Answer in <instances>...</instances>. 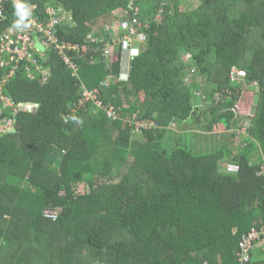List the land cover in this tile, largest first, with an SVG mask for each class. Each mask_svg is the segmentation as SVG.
Masks as SVG:
<instances>
[{
	"label": "trees",
	"instance_id": "trees-1",
	"mask_svg": "<svg viewBox=\"0 0 264 264\" xmlns=\"http://www.w3.org/2000/svg\"><path fill=\"white\" fill-rule=\"evenodd\" d=\"M24 1L44 19L49 6L72 16L76 26L57 28L63 42L84 44L128 12L147 40L129 80L101 90L116 119L81 104L110 73L100 53H72L73 75L48 50L47 80L25 62L6 83L16 105L37 107L0 135V264H242L241 238L264 227V175L248 157L264 154V0H197L186 11L183 0ZM10 12L0 35L15 26ZM123 35L96 45L113 46L115 74ZM232 68L247 76L232 82ZM248 87L258 94L236 112ZM240 126L252 140L232 148ZM261 243L248 264H264Z\"/></svg>",
	"mask_w": 264,
	"mask_h": 264
},
{
	"label": "built area",
	"instance_id": "built-area-1",
	"mask_svg": "<svg viewBox=\"0 0 264 264\" xmlns=\"http://www.w3.org/2000/svg\"><path fill=\"white\" fill-rule=\"evenodd\" d=\"M23 3L31 11L29 20L31 24L28 28H17L11 26L0 36V56L2 59L8 57L10 61L20 64L26 62L29 67L27 73L30 78H34L32 70L38 72L43 80H47L49 69L45 68L37 56H44L45 53L37 50L35 45L40 42L45 49L54 50L63 60L64 64L72 71L73 75H78L79 68L75 64L72 53L87 55L91 52L100 53V56L104 59H108L109 63V75L106 80L103 81L99 87L93 90H85L82 94L81 104L87 108V104L93 103L95 107L103 110H107L109 118L116 119L117 113L114 106L106 107L101 100L102 89L109 88L111 84L117 79L119 82H127L130 78V65L131 62L139 56L142 52V45L146 43L147 36L144 32L145 28H148L147 24H143L137 19L130 20L129 12L123 14L121 17H125L126 20H122L119 23H113L108 27H105L104 31L97 34H91L88 36L84 44L68 43L60 41L57 36V28L63 23L73 24L72 16L67 13L63 8L57 6H49L46 8V19L36 15L37 6L31 5L24 0H0V23L9 20L7 17L10 15L11 10H16L15 3ZM134 9V14H139V8ZM121 23V24H120ZM120 24V25H119ZM124 33L120 41V69L118 74L114 73V64L119 61L112 60L115 56L113 46L96 47L98 44V38L110 37L117 40V37ZM95 35H99L96 37ZM36 37L38 39H36ZM100 37V38H101ZM101 38V39H102ZM93 58V57H92ZM3 65V63H2ZM128 67V69H126ZM17 68V67H16ZM33 68V69H32ZM8 76V75H7ZM14 76V72L9 74L8 78ZM247 76L246 72L237 68H232L230 77L232 82H237L244 79ZM37 107L36 104L30 105L29 103L16 105L13 100L0 90V135L11 132L14 129L15 119L14 117L20 112H33ZM6 109L11 111L13 117H7L5 115ZM238 135L240 133L238 132ZM236 137V135H235ZM264 173V163L261 165ZM58 212L47 211L45 216L49 219L56 220L58 218ZM264 238V227L261 229H252L247 235H244L240 240V260L242 264L249 263V254L254 249L255 243Z\"/></svg>",
	"mask_w": 264,
	"mask_h": 264
},
{
	"label": "crops",
	"instance_id": "crops-1",
	"mask_svg": "<svg viewBox=\"0 0 264 264\" xmlns=\"http://www.w3.org/2000/svg\"><path fill=\"white\" fill-rule=\"evenodd\" d=\"M250 5V4H249ZM5 32V31H4ZM3 32V33H4ZM2 33V34H3ZM1 34V35H2ZM0 35V36H1ZM50 49H45V51L43 53H45L44 56H37L41 62V64L43 65V62L47 59V52ZM56 52V51H55ZM57 53V52H56ZM116 56H114L112 58V60H116ZM3 63V65H2ZM25 63V62H22ZM16 64L12 61H10V59L6 56L2 59V56H0V70H2V72L4 73V76H2V78L0 79V90H3L6 83L15 76L16 72H18L19 68L21 67V64ZM109 64V63H108ZM44 66V65H43ZM17 67V68H16ZM12 71L14 72V76H12L11 78H8L9 74H12ZM8 75V76H7ZM252 87H248V89H250ZM256 88V87H254ZM95 89V88H94ZM89 90V89H88ZM93 90V89H92ZM247 129L245 127H239L238 129H233V132H237L236 137L237 136H243L244 134V139L241 140V143L243 142V145L241 147L245 148L248 146V144L251 142V137L249 136V134H247ZM238 132L240 133V135H238ZM231 134V133H230ZM230 139H232V137H230ZM240 143V144H241ZM239 144V145H240ZM237 147V146H236ZM248 157L251 160V162L253 164L255 163H261V165L264 163V154L261 151L260 147H254L252 148L249 153H248ZM259 175H264L263 170H262V166L261 168H259ZM259 248H261L260 250H255L256 252L260 253V254H264V243H261L259 246ZM258 249V248H257Z\"/></svg>",
	"mask_w": 264,
	"mask_h": 264
},
{
	"label": "rangeland",
	"instance_id": "rangeland-1",
	"mask_svg": "<svg viewBox=\"0 0 264 264\" xmlns=\"http://www.w3.org/2000/svg\"><path fill=\"white\" fill-rule=\"evenodd\" d=\"M197 4V0H183V6H182V10L183 11H186L187 9H193L194 7H195V5ZM126 69H128V67L126 68ZM207 89H209V87H207ZM254 93L257 95L258 94V89L257 88H250V89H248V88H246L244 91H243V93H242V97H241V100H240V104L238 105V107L236 106V108H237V110H236V112H239V111H241V109L242 110H246L247 109V107H249V104H252V100H253V96H254ZM143 95V94H142ZM143 97V96H142ZM255 100H256V98H254ZM128 106V104L126 103V104H123V107L124 108H126ZM231 111V113L229 114V115H231L232 114V116H233V114L234 113H236L235 112V109L234 110H230ZM236 115V114H235ZM231 116V117H232ZM238 116V115H237ZM191 120H193V119H191ZM225 122H227L228 124H232V123H230L229 121H228V118H225L224 117V119H223V121H222V123H224V124H226ZM221 123V124H222ZM220 124V125H221ZM207 126V125H206ZM179 128V127H178ZM222 128L224 129V126H222ZM189 129V128H188ZM231 133V134H230ZM235 134H237V132H233L231 129H229V133H228V135H227V137H232V139H231V141L232 142H230V139L229 140H227V142H226V144H229L230 145V147H232V148H234V147H236V146H238L240 143H241V140H243L244 139V134H243V136H237V137H235ZM140 138H143L142 136L140 137ZM218 139V138H217ZM221 141H224V137L223 138H221ZM78 188L80 189V191H84L85 189H84V187H83V185L81 184L80 186H78ZM261 248H259L258 247V249H256V250H260ZM248 264V263H247Z\"/></svg>",
	"mask_w": 264,
	"mask_h": 264
},
{
	"label": "clouds",
	"instance_id": "clouds-1",
	"mask_svg": "<svg viewBox=\"0 0 264 264\" xmlns=\"http://www.w3.org/2000/svg\"><path fill=\"white\" fill-rule=\"evenodd\" d=\"M16 16L18 19L15 21L17 28H28L31 24L29 17L31 15L30 9H28L23 3H15Z\"/></svg>",
	"mask_w": 264,
	"mask_h": 264
},
{
	"label": "water",
	"instance_id": "water-1",
	"mask_svg": "<svg viewBox=\"0 0 264 264\" xmlns=\"http://www.w3.org/2000/svg\"><path fill=\"white\" fill-rule=\"evenodd\" d=\"M36 39H38L36 37ZM35 48L41 52H44L45 51V47L40 43V42H37L36 45H35ZM30 105L34 104V103H31V102H28ZM12 133H15V129L12 130Z\"/></svg>",
	"mask_w": 264,
	"mask_h": 264
}]
</instances>
